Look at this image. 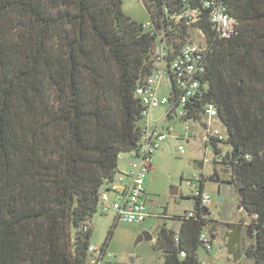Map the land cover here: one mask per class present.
Instances as JSON below:
<instances>
[{"label": "trees", "instance_id": "obj_1", "mask_svg": "<svg viewBox=\"0 0 264 264\" xmlns=\"http://www.w3.org/2000/svg\"><path fill=\"white\" fill-rule=\"evenodd\" d=\"M142 1L175 49L189 27L170 17L203 2ZM219 1L236 33L216 38L202 12L207 89L187 105L214 106L226 129V138L206 143L220 155L224 180L243 190L242 210L254 215L246 253L264 264V0ZM121 4L0 0V264H86L98 192L116 177L120 155L136 148L134 89L153 64L155 38ZM193 198L196 219L182 218L177 233L158 230L163 264H199L198 237L218 226Z\"/></svg>", "mask_w": 264, "mask_h": 264}, {"label": "rangeland", "instance_id": "obj_2", "mask_svg": "<svg viewBox=\"0 0 264 264\" xmlns=\"http://www.w3.org/2000/svg\"><path fill=\"white\" fill-rule=\"evenodd\" d=\"M122 11L142 23L149 16L142 0H122ZM188 37L201 42L194 27L188 28ZM170 86L163 80L159 89L160 95H167ZM162 108L153 109L150 113L154 120L159 119ZM203 121L209 123L212 132L226 138L227 132L218 117L212 122L208 116ZM167 122H163V125ZM176 130H182L183 125L178 119L169 121ZM192 127L195 125L190 123ZM191 138L177 140L167 138L153 154V170L146 176L144 188L149 201L153 202L151 212L156 214L148 216L141 223L115 222L112 209L103 212L98 206L90 221V243L103 246L107 240L106 256L99 264H163L162 253L154 246V241L161 226L178 232L179 221L173 215L186 211H193L195 199L188 186V181L194 176L204 179L203 190L210 196L208 213L205 218L214 220L218 226L213 231L206 228L212 241V248L208 251L202 247L198 250V259L201 264H254L253 258L248 256L246 249L252 243L246 233L245 224L249 223L254 215L238 209V193L232 183L226 182L224 165L219 163L220 155L216 154L212 146L204 140L205 128L199 125L198 129L190 130ZM182 146L184 153L178 151ZM221 154L229 150L227 144H219ZM202 163V166L199 165ZM217 172L219 179L211 178ZM177 186L181 192L180 199L171 197L169 190ZM167 204L165 213H161L162 205ZM236 224L238 228H236ZM147 231L152 239H142L135 243L137 237ZM214 236V237H212Z\"/></svg>", "mask_w": 264, "mask_h": 264}, {"label": "built area", "instance_id": "obj_3", "mask_svg": "<svg viewBox=\"0 0 264 264\" xmlns=\"http://www.w3.org/2000/svg\"><path fill=\"white\" fill-rule=\"evenodd\" d=\"M203 11L207 14L209 28L216 38L225 40L236 33L237 22L227 13L219 0H203L202 9L201 7H184L179 13L170 17L173 24L184 22L188 27H194L201 42L187 37L175 49L166 42L163 31L157 30L150 19L141 23L142 29L155 38V46L150 73L146 74L134 89V98L141 106L139 139L136 148L131 152L133 156L128 162V169L118 174L98 192L99 207L103 212L112 209L116 220L140 223L148 216L156 215L151 212L153 202L147 198L144 181L153 170V154L168 137L177 140L191 138L190 130L198 129L201 125L205 128L206 142L210 139H224L223 136L212 132L209 123L203 121L204 115L208 116L211 122L216 117L214 106L200 105V108L195 111L193 107L187 105L193 101H199L200 93L207 89L208 40L204 32L196 25ZM163 80L166 86H170L167 95L158 93ZM156 108L163 109L158 122L150 117L151 111ZM195 114L198 116L195 117ZM172 119H178L183 129L176 130L169 123ZM163 122L167 123L163 125ZM190 123L195 126L192 127ZM178 151L184 153L181 145ZM202 184V176H194L188 181L192 195H199L201 205L208 207L211 199L204 190L200 192ZM182 218L196 219V215L194 211L177 215L178 221ZM175 240L177 241L176 237ZM198 240L206 251L212 248L208 232L202 231ZM86 253V264H99L106 256L111 255L107 253L106 248L91 243L87 246ZM180 255L184 256V252L180 251Z\"/></svg>", "mask_w": 264, "mask_h": 264}, {"label": "water", "instance_id": "obj_4", "mask_svg": "<svg viewBox=\"0 0 264 264\" xmlns=\"http://www.w3.org/2000/svg\"><path fill=\"white\" fill-rule=\"evenodd\" d=\"M140 80H138L139 82ZM200 166H202V163H199ZM237 193H238V205H237V208L238 209H242V206H241V203H242V193H243V190L238 188L237 189ZM169 195L170 196H175L177 198V200L180 199V196H181V192L180 190L178 189L177 186H174V187H171V189L169 190ZM163 209L160 210V212H162ZM142 239H152L151 235L147 232V231H142V233L137 237L135 243L141 241Z\"/></svg>", "mask_w": 264, "mask_h": 264}, {"label": "crops", "instance_id": "obj_5", "mask_svg": "<svg viewBox=\"0 0 264 264\" xmlns=\"http://www.w3.org/2000/svg\"><path fill=\"white\" fill-rule=\"evenodd\" d=\"M150 117H151V115H150ZM151 119L155 122H158L160 120V116H159V119H156V120H154L153 118H151ZM132 156H133V154L131 152L122 153L120 155L119 160H118L117 173L115 176H117L118 174H120V173H122L128 169V162L132 158ZM212 237H214V236H212Z\"/></svg>", "mask_w": 264, "mask_h": 264}, {"label": "flooded vegetation", "instance_id": "obj_6", "mask_svg": "<svg viewBox=\"0 0 264 264\" xmlns=\"http://www.w3.org/2000/svg\"><path fill=\"white\" fill-rule=\"evenodd\" d=\"M171 197H175V196H171ZM161 209H163L161 213L164 214L165 211H166V209H167V204L162 205ZM161 209H160V210H161Z\"/></svg>", "mask_w": 264, "mask_h": 264}]
</instances>
